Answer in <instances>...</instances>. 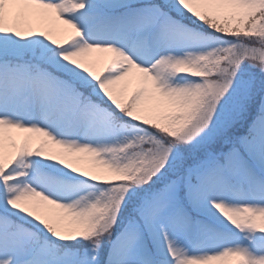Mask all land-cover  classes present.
I'll return each mask as SVG.
<instances>
[{"label":"snow or ice","instance_id":"6c2138e0","mask_svg":"<svg viewBox=\"0 0 264 264\" xmlns=\"http://www.w3.org/2000/svg\"><path fill=\"white\" fill-rule=\"evenodd\" d=\"M0 264H264V0H0Z\"/></svg>","mask_w":264,"mask_h":264}]
</instances>
